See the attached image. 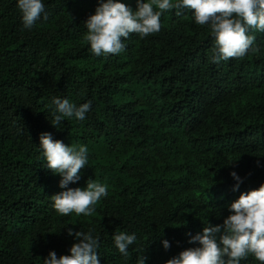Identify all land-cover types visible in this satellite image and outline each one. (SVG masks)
I'll return each instance as SVG.
<instances>
[{
  "label": "trees",
  "instance_id": "trees-1",
  "mask_svg": "<svg viewBox=\"0 0 264 264\" xmlns=\"http://www.w3.org/2000/svg\"><path fill=\"white\" fill-rule=\"evenodd\" d=\"M99 3L45 0L47 20L28 30L16 0H0V264L68 254L77 242L69 228L93 230L101 264H166L198 246L188 233L222 224L241 192L264 183V32L250 33L245 56L216 63L208 26L171 10L159 32L132 33L120 54L97 57L84 22ZM54 96L91 109L58 129ZM43 132L89 149L69 187L107 186L91 215L53 208L63 189L41 157ZM232 171L243 181L236 191ZM119 231L137 237L127 256L114 245Z\"/></svg>",
  "mask_w": 264,
  "mask_h": 264
},
{
  "label": "clouds",
  "instance_id": "clouds-1",
  "mask_svg": "<svg viewBox=\"0 0 264 264\" xmlns=\"http://www.w3.org/2000/svg\"><path fill=\"white\" fill-rule=\"evenodd\" d=\"M16 7L24 29L31 30L41 18H48L45 0H16ZM171 10H175L177 17L188 11L197 25L208 26L214 37L213 61L216 63L245 56L254 41L250 33L264 32V0H136L135 8L123 0H100L94 14L84 22L87 30L84 39L97 57L118 55L125 50L124 41L130 34L144 38L159 32L162 15ZM51 104L50 121L58 129L65 118L83 121L91 109V101L77 105L57 96L52 97ZM38 146L45 167L61 177L59 186L63 190L52 195L53 208L61 216L72 212L78 216L91 215L98 201L108 195L107 186L88 179L86 187H69L81 180V169L88 165L87 146H70L53 139L49 132L41 133ZM230 175L237 181L233 188L236 191L242 178L236 171ZM229 212L222 224L209 222L195 235L188 233L189 243L198 246L180 251L166 264H241L249 256L264 264V183L241 192L230 203ZM68 234L74 235L77 241L69 253L58 258L54 250L50 251L43 264H101L97 251L99 237L92 229L73 232L69 228ZM136 239L135 233L124 231L113 235L115 247L124 256ZM162 243L166 250L171 246L167 239Z\"/></svg>",
  "mask_w": 264,
  "mask_h": 264
}]
</instances>
